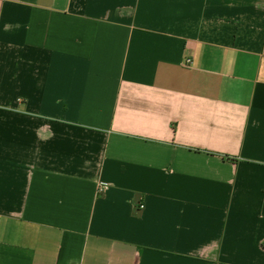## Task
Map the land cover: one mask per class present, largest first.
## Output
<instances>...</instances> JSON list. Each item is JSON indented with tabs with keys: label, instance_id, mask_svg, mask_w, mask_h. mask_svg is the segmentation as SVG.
<instances>
[{
	"label": "crops",
	"instance_id": "obj_1",
	"mask_svg": "<svg viewBox=\"0 0 264 264\" xmlns=\"http://www.w3.org/2000/svg\"><path fill=\"white\" fill-rule=\"evenodd\" d=\"M0 264H264V0H0Z\"/></svg>",
	"mask_w": 264,
	"mask_h": 264
},
{
	"label": "built area",
	"instance_id": "obj_2",
	"mask_svg": "<svg viewBox=\"0 0 264 264\" xmlns=\"http://www.w3.org/2000/svg\"><path fill=\"white\" fill-rule=\"evenodd\" d=\"M104 186H106V184H105V183L101 184V187H100V188H102V187H104Z\"/></svg>",
	"mask_w": 264,
	"mask_h": 264
}]
</instances>
